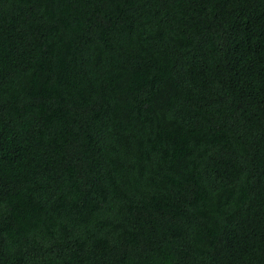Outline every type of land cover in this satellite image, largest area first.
<instances>
[{
  "label": "trees",
  "instance_id": "obj_1",
  "mask_svg": "<svg viewBox=\"0 0 264 264\" xmlns=\"http://www.w3.org/2000/svg\"><path fill=\"white\" fill-rule=\"evenodd\" d=\"M0 264H264V0H0Z\"/></svg>",
  "mask_w": 264,
  "mask_h": 264
}]
</instances>
